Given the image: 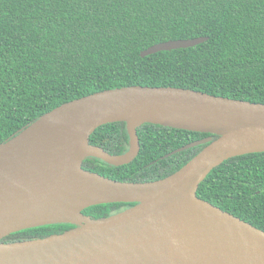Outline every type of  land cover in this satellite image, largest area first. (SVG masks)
<instances>
[{
	"label": "water",
	"instance_id": "water-1",
	"mask_svg": "<svg viewBox=\"0 0 264 264\" xmlns=\"http://www.w3.org/2000/svg\"><path fill=\"white\" fill-rule=\"evenodd\" d=\"M207 37L169 40L141 57L193 47ZM125 122L129 148L92 144L100 126ZM208 133L163 158L207 144L171 175L119 181L84 169L87 158L131 163L144 123ZM218 136L214 139V136ZM264 152V103L173 86L132 85L66 102L0 144V264H264V230L198 196L224 161ZM135 203L98 219L84 210ZM72 224L44 238L2 242L12 233Z\"/></svg>",
	"mask_w": 264,
	"mask_h": 264
},
{
	"label": "trees",
	"instance_id": "trees-1",
	"mask_svg": "<svg viewBox=\"0 0 264 264\" xmlns=\"http://www.w3.org/2000/svg\"><path fill=\"white\" fill-rule=\"evenodd\" d=\"M197 37L208 40L141 57L155 44ZM132 85L264 103V0H0V144L66 102ZM138 135L141 149L131 163L113 166L90 157L84 169L119 181L159 180L207 144L164 156L209 136L150 122ZM90 141L123 154L130 141L126 123L102 125ZM197 193L264 230V152L224 161ZM134 204H100L84 213L98 219ZM74 226L26 229L2 242L44 238Z\"/></svg>",
	"mask_w": 264,
	"mask_h": 264
}]
</instances>
